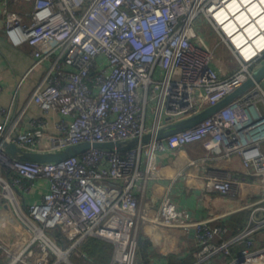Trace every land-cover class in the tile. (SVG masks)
<instances>
[{
  "label": "built area",
  "instance_id": "1",
  "mask_svg": "<svg viewBox=\"0 0 264 264\" xmlns=\"http://www.w3.org/2000/svg\"><path fill=\"white\" fill-rule=\"evenodd\" d=\"M0 3L7 36L31 50L28 74L47 65L19 116L13 120L14 103L2 109L0 135L26 150L61 151L82 142L155 135L230 95L264 56L243 52L233 37L239 31L221 23L228 0ZM207 25L217 34L216 45L205 37ZM219 48L231 53L232 70L218 57ZM33 104L63 116L45 146V118H35L31 131L20 129ZM193 144L204 150L200 165L239 156L246 171L244 177L230 170L209 173L207 192L234 198L252 180L262 182L258 199L243 206L250 210L247 226L230 240V227L216 223L218 217L195 220L173 199L157 211L143 209L149 181L162 175L160 157ZM38 188L44 192L31 202ZM4 215L9 231L0 236V256L6 264H90L94 259L84 246L91 238L113 245L109 264H137L145 225L193 232L201 261L227 256L224 264H264V244L256 236L264 228L262 83L198 125L128 150L91 149L63 161L35 163L10 158L0 148V219Z\"/></svg>",
  "mask_w": 264,
  "mask_h": 264
},
{
  "label": "crops",
  "instance_id": "2",
  "mask_svg": "<svg viewBox=\"0 0 264 264\" xmlns=\"http://www.w3.org/2000/svg\"><path fill=\"white\" fill-rule=\"evenodd\" d=\"M2 10L3 6L0 3V122H4L6 119L2 109L10 108L13 103L15 105L13 120L22 113L47 67L44 64L28 74L34 62L31 50L27 46L14 45L7 36L6 17L2 14ZM225 51L228 50L225 49ZM231 56L227 55V59L223 56L220 57L225 61L227 70L234 68V59ZM226 65L224 64V66ZM24 78L21 88L18 89ZM262 85L264 86V81ZM16 91H18V96L17 100H14ZM37 117L45 118L48 122L45 142L43 141V146H45L48 144L49 136L57 133L56 122L63 116L55 111L46 113L40 106L33 104L21 117L20 129L33 130L32 122ZM203 154L204 150L199 144L186 146L179 153L167 152L163 154L158 162L162 167V175L149 181L147 192L142 200L144 211H150V209L157 211L162 202L170 198L177 203L181 210L190 213L195 220L218 217L216 223L227 225L232 215L247 210L243 208L244 204L258 199V193L262 190V182L255 180L245 185L242 188L243 192L234 198H227L216 192H207L203 188V184L209 173L222 176L224 172L230 170L238 172L244 177L246 171L239 156L209 160L206 165H200L199 160ZM192 161H197V163L192 164ZM253 181L255 182L253 183ZM43 192L40 188L34 190L29 200L31 202L38 201ZM8 219L7 215L0 219L1 237L9 231L7 229ZM239 233L231 232L226 239L230 240ZM140 236L146 245L148 261L151 260L152 264H168L171 254L178 255L180 259L193 257L192 264H224L227 262H224L223 257L220 256L202 261L197 259L195 252L199 247L193 232L145 225L140 231ZM256 236L259 238V242L264 244V228L257 231ZM6 263L7 261L0 256V264Z\"/></svg>",
  "mask_w": 264,
  "mask_h": 264
},
{
  "label": "water",
  "instance_id": "3",
  "mask_svg": "<svg viewBox=\"0 0 264 264\" xmlns=\"http://www.w3.org/2000/svg\"><path fill=\"white\" fill-rule=\"evenodd\" d=\"M264 81V56L258 66L254 69L252 76L239 88H237L230 95L225 97L223 100L218 102L216 105L211 106L199 114L182 120L180 122L171 124L167 127L160 129L155 135L147 134L142 138H135L128 141H108V142H82L77 145H72L61 151H31L26 150L23 147L17 145L14 142L6 140L3 136L0 135V148L2 151L9 156L10 158L19 159L23 161H30L35 163H53L63 161L75 155H81L91 149H117L120 151L128 150L136 147L140 143H147L151 139H163L168 136L173 135L174 133L194 127L200 122L209 118L220 109L226 107L229 103L245 94L254 86L261 84Z\"/></svg>",
  "mask_w": 264,
  "mask_h": 264
},
{
  "label": "bare ground",
  "instance_id": "4",
  "mask_svg": "<svg viewBox=\"0 0 264 264\" xmlns=\"http://www.w3.org/2000/svg\"><path fill=\"white\" fill-rule=\"evenodd\" d=\"M228 3L230 9L225 19L220 20L227 28L239 31L233 35L235 43L243 52H264V0H256V3L255 0H228Z\"/></svg>",
  "mask_w": 264,
  "mask_h": 264
},
{
  "label": "trees",
  "instance_id": "5",
  "mask_svg": "<svg viewBox=\"0 0 264 264\" xmlns=\"http://www.w3.org/2000/svg\"><path fill=\"white\" fill-rule=\"evenodd\" d=\"M250 218V210H244L242 212H239L235 215H232L227 225L230 227L231 232H241L248 224ZM242 247V244L240 245H233V252H238L240 248ZM84 248L90 253V256L92 259L94 257H98L102 260L106 259V255L108 253L111 254L113 245L104 241L100 240L98 238H91L84 246ZM102 253H105L103 255ZM111 260V259H110ZM224 262L228 260L227 256H223L222 259ZM148 261L147 258V251H146V245L143 244L142 248L140 249L137 264H143L144 262ZM194 261V258H186V259H180L178 255L171 254L169 255V263L168 264H192ZM110 262V261H109ZM109 264V263H108Z\"/></svg>",
  "mask_w": 264,
  "mask_h": 264
},
{
  "label": "rangeland",
  "instance_id": "6",
  "mask_svg": "<svg viewBox=\"0 0 264 264\" xmlns=\"http://www.w3.org/2000/svg\"><path fill=\"white\" fill-rule=\"evenodd\" d=\"M204 29V34H205V37L208 39L209 43L211 45H216L217 42H218V38H217V34L212 30H210V27L207 25V26H203ZM218 57H224L227 59V55L231 56V54L228 52V51H225L224 48H219L218 49ZM232 57V56H231ZM261 61V60H260ZM264 87V86H263ZM103 255H105V253H102ZM112 255V252L111 254L108 253V255H106V259L105 260H102L98 257H94V262L93 263H90V264H108L110 263V259H111V256Z\"/></svg>",
  "mask_w": 264,
  "mask_h": 264
}]
</instances>
